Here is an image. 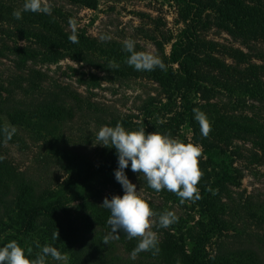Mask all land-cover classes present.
I'll list each match as a JSON object with an SVG mask.
<instances>
[{"label": "trees", "instance_id": "16d2710c", "mask_svg": "<svg viewBox=\"0 0 264 264\" xmlns=\"http://www.w3.org/2000/svg\"><path fill=\"white\" fill-rule=\"evenodd\" d=\"M70 1L91 9L98 4V0ZM179 1L186 4L188 22L172 43L169 60L177 65L182 76L178 83L170 84V88L167 87L169 84L160 85L164 87L167 100L173 103L177 99L174 94L177 93L180 102L177 110L153 126L146 127L145 131L170 133L177 137L176 132L186 123L191 129L192 142L201 146L200 168L203 176L198 187L202 198L195 202L199 216L204 219L195 221L193 225L199 229L189 234L193 226L184 231L154 226L153 230L159 237V254L153 256L151 251H143L135 260L130 256L138 243L137 239L129 240L121 232L118 240L113 239L108 244L103 242L110 232L107 224L110 211L101 204L105 197L111 199L105 189L115 182L118 154L114 147L96 144L94 151L97 159L86 156L88 147L98 142L94 132L89 129L90 120L102 119L103 112L94 101L78 93L70 84H62L48 71L27 64L39 53L32 46L17 43L19 39L34 38L41 50L42 60L55 63L64 57L75 59L81 53L93 50L95 41L80 33L77 34L78 43L70 42V33L59 25L54 10L51 15L24 12L23 18L17 20L12 15L14 8L0 1V20L10 23L16 31L17 40L9 49L17 58L11 59V63L17 68V63L21 62L20 68L23 69L16 73V79L6 80L5 84H25L24 88L20 85L17 88L24 92L21 95L0 85V126L8 123L16 129L7 145L3 144V136L0 135V156L5 157L0 160V247L16 239L21 245L34 248L37 239L41 247L52 244L61 252H68L71 264H264V253H261L262 258L260 250L236 254L237 259H234L221 252V243L213 252L207 249L211 236L220 231L221 212L226 204L221 200L220 192L238 178L234 168L221 157L226 153L225 144L230 135L237 136L227 129L229 126L240 129L254 127L247 123L241 125L239 120L230 123L229 120L216 121L211 124L207 138L201 135L193 113L196 102L188 98V93L192 89L199 91L203 81L195 66L199 63L200 55L196 50L202 42L199 26L207 6L203 0ZM29 20L38 27L30 25ZM11 26L6 27L5 31L12 33ZM217 26L224 27L232 37L238 33L233 25L218 23ZM251 31L247 30L248 33ZM156 78L158 82L163 81L159 74ZM2 117L7 122L2 121ZM102 121L108 126H115L119 122L128 130L144 126L141 121H135L125 114L109 116ZM20 129L47 138L46 149H43V153L37 152L32 160L33 165L47 167L60 163V167H63L67 164L64 175L58 174L55 169L46 172L45 169L42 171L28 166L21 170L14 165L7 155V147L17 139L18 142L23 141L17 138ZM253 135L249 131H239L237 137L248 139L264 149V134ZM209 188L216 194L213 195ZM226 206L231 205L228 202ZM57 231L60 233L59 240L53 241L52 235ZM31 258H35L34 252Z\"/></svg>", "mask_w": 264, "mask_h": 264}, {"label": "rangeland", "instance_id": "374dc122", "mask_svg": "<svg viewBox=\"0 0 264 264\" xmlns=\"http://www.w3.org/2000/svg\"><path fill=\"white\" fill-rule=\"evenodd\" d=\"M12 8L22 7L25 0H0ZM53 4L55 19L67 33H72L69 17L77 21L76 33H85L95 41L94 49L81 53L80 57H64L55 63L42 60L41 50L34 38L19 39V45L36 48L39 55L28 61L31 67L48 71L62 84H70L78 93L87 96L101 108V118L90 120L89 129L96 134L104 126L103 119L109 116L128 115L135 121H141L144 128L160 122L179 105L177 99H166L164 87L160 84H175L182 76L177 65L169 60L172 43L186 26L188 9L185 2L179 0H98L95 9L70 0H50ZM207 6L203 21L199 26L202 40L196 51L199 63L195 70L202 76L199 91L192 89L188 98L196 102L210 124L216 121L229 123L239 120L241 125L251 124L254 128L240 129L229 126L227 130L238 136L239 131H249L259 136L264 134V0H203ZM30 21V20H29ZM28 23L37 26L36 23ZM218 23L233 25L236 37L228 34ZM235 25V26H234ZM10 23L0 20V85L16 94H23L25 84H5L6 80L16 79V73L23 71L21 62L15 68L11 59L17 56L9 49L16 39L15 28L12 33L5 28ZM38 27V26H37ZM41 27V25H40ZM42 29V27L40 28ZM248 29H252L250 33ZM108 34L110 41L101 42L99 36ZM134 39L137 50H151L166 65V70L136 71L126 62L129 55L123 50L122 41ZM192 50H194L192 48ZM84 55L85 57H83ZM110 61L119 67L108 68ZM157 74L163 78L158 82ZM162 80V79H161ZM172 85L167 86L170 88ZM166 92V91H165ZM79 115V113L77 114ZM247 119V120H246ZM2 121L7 122L4 117ZM228 125V124H227ZM223 129L222 131H227ZM254 132V133H253ZM259 132V133H258ZM23 141H14L7 147V155L15 166L23 170L28 166L46 172L57 170L64 175V166L49 164L47 167L33 165L37 152L46 149L47 138L25 129L19 130ZM22 135V136H21ZM178 138L191 137V129L185 123L176 132ZM230 135L225 144V154L221 157L234 168L237 179L220 192V197L229 205L222 208L220 231L211 236L207 249L213 252L221 243V252L233 256L256 249L264 253V149L248 139ZM250 136V135H249ZM250 138V137H247ZM221 142V141H220ZM96 144L88 147L86 156L97 159L94 151ZM77 148V147H75ZM90 149V150H89ZM69 163V160H66ZM65 161V163H66ZM76 162V161H75ZM72 167L73 165H69ZM59 168V169H58ZM118 168V164H117ZM45 169V170H44ZM125 173L137 190L150 203L153 211L162 213L171 210L178 221L168 228L186 230L201 220L196 202L180 203V198L167 189L159 192L151 189L139 173L131 169V162ZM112 198L123 195L124 189L116 180L105 189ZM231 201V202H230ZM153 219L158 221V216ZM204 219V218H203ZM202 219V220H203ZM182 221V222H181ZM199 227L193 226L189 234ZM194 229V230H193ZM188 238V237H186ZM37 242V239L35 240ZM35 242V244H36ZM39 249L34 247V256ZM66 253L68 256V252ZM245 254V255H246ZM245 255L243 257H245ZM263 258V254L261 255ZM47 264H59L51 257ZM68 264H71L70 258Z\"/></svg>", "mask_w": 264, "mask_h": 264}, {"label": "clouds", "instance_id": "9594fccd", "mask_svg": "<svg viewBox=\"0 0 264 264\" xmlns=\"http://www.w3.org/2000/svg\"><path fill=\"white\" fill-rule=\"evenodd\" d=\"M53 4L50 0H25L22 7L13 10V17L22 19L24 12L42 13L51 15ZM72 33L69 41L78 43L76 33L77 21L69 17ZM112 37L108 34L99 36L101 42L110 41ZM136 41L126 38L122 41L123 50L128 53L125 62L136 71H154L157 68L166 70L163 60L151 50H137ZM119 67L115 61H110L108 68L115 70ZM194 118L199 123L201 135L207 138L211 132V124L207 115L199 108L193 109ZM14 126L5 123L0 126V135L3 136V144L7 145L15 134ZM94 144H100L109 148L114 147L118 154V168L115 170L116 180L121 183L124 194L114 195L111 199L105 197L101 204L110 211L107 224L110 232L105 236L103 242L108 244L111 240L120 238L121 232L127 235L129 240L137 239L138 243L131 252L130 258L135 260L140 252L151 251L153 256L160 252L159 237L154 226L168 228L178 221L174 211L165 210L162 213L153 211L150 203L144 198L142 192L137 190L136 184L127 177L125 169L131 162V169L139 173L146 180L147 185L159 192L167 189L180 198V203L186 201L195 202L200 200L201 193L198 187L203 172L200 168L202 149L194 144L191 137L187 142L170 133L158 131L146 132L145 128L128 130L119 122L115 126H102L96 132ZM5 157L0 156V160ZM213 195L216 194L211 188L208 189ZM158 216V221L153 219ZM59 231L54 232L52 240H59ZM39 249L35 258H31L33 248L21 245L16 239L7 242L0 247V264H47V258L68 264L69 256L62 253L52 244H45Z\"/></svg>", "mask_w": 264, "mask_h": 264}]
</instances>
